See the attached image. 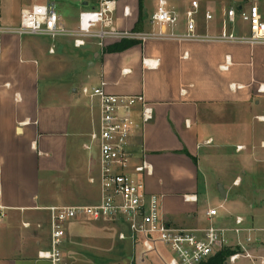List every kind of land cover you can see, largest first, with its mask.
<instances>
[{
    "label": "crops",
    "instance_id": "crops-1",
    "mask_svg": "<svg viewBox=\"0 0 264 264\" xmlns=\"http://www.w3.org/2000/svg\"><path fill=\"white\" fill-rule=\"evenodd\" d=\"M248 1L206 0L214 12L212 22L217 23L210 32L230 30L226 9L233 5L240 9ZM48 2H55L61 23L75 29L80 12L91 0H0V25L16 26L23 9ZM259 3L264 11V1ZM125 6L131 9L129 17L123 14ZM155 7L156 0H144L142 12L139 0H118V24L137 30L143 13L141 30H150ZM43 40L0 35V210L4 213L0 264H51L38 258L50 245L47 208L99 201L98 186L89 181L98 152L86 148L98 111L88 98L80 105L77 96L83 86L104 79L111 94L146 96L154 118L137 130L131 149L136 162L146 159L152 165V174L144 177L147 190L162 197L167 219L177 226L199 225L204 215L199 209V188L207 180L200 160L209 161V153L201 155L202 148L208 152L210 146L236 144L241 146L236 153L247 155L251 149L264 158V44L149 40L135 41L124 51H106L118 42H109L103 49L89 42L84 47H90L92 59L87 61L81 87L73 78L62 81L48 76L42 89ZM52 47L56 50L55 44L47 46L51 55L55 54L50 52ZM250 110L252 118L258 119L255 132L243 116ZM249 135L259 136L253 146ZM222 137L231 141L216 143ZM242 172L246 174L245 169ZM238 178L242 180L240 176L234 180ZM44 186L48 193L41 195ZM225 190L227 198L220 204L226 207L229 189ZM192 195L197 201L185 199ZM76 224L71 221L66 226L64 264H162L141 256L140 249L120 239L103 245L94 241L91 246L98 253L85 251L80 256L75 249L78 240L68 235L91 229Z\"/></svg>",
    "mask_w": 264,
    "mask_h": 264
},
{
    "label": "built area",
    "instance_id": "built-area-1",
    "mask_svg": "<svg viewBox=\"0 0 264 264\" xmlns=\"http://www.w3.org/2000/svg\"><path fill=\"white\" fill-rule=\"evenodd\" d=\"M182 2L180 6L170 0H156L150 30L120 27L118 0L89 2L80 12L75 29L61 23L55 2L34 4L22 10L18 25H0V35H42L52 40L66 36L73 39L77 48L95 42L102 49L109 42L122 40L264 44V11L259 0L248 1L240 9L229 6L226 17L231 29L217 33L207 30L215 16L206 0ZM123 14L131 15L129 6L124 7ZM240 23L245 31L239 28ZM54 51L52 47L50 52ZM106 87L107 82L102 79L97 85L80 89L90 100L92 109L98 111V121L86 148H96L98 152L89 181L98 186L99 201L48 207L50 245L38 253V258L51 264H64L68 222L91 219L119 223L121 241H129L135 249H140L141 256L162 264H204L223 251H230L225 264H236L241 259L264 264V226H255L242 215L228 213L224 204L207 210V225L177 226L167 219L162 197L147 190L144 177L152 174V165L146 159L136 162L131 149L132 137L153 120L154 109L143 94L115 95ZM240 183L238 178L233 185ZM185 199L197 201V196H185ZM3 216L0 210V221Z\"/></svg>",
    "mask_w": 264,
    "mask_h": 264
},
{
    "label": "rangeland",
    "instance_id": "rangeland-1",
    "mask_svg": "<svg viewBox=\"0 0 264 264\" xmlns=\"http://www.w3.org/2000/svg\"><path fill=\"white\" fill-rule=\"evenodd\" d=\"M93 1V0H91ZM34 3H39V1H34ZM217 24L215 21L212 22L210 28L208 26L207 30L212 31ZM242 23H240V29L245 31ZM27 38L38 39L42 38L43 45L46 46V53L42 55V81L40 87L43 89L47 86L48 76L52 79L57 77V79H75L74 83L79 88L80 79L87 69V61L92 59L90 47L74 48L73 39H67L69 37L59 36L55 40H52L48 36L42 35H25ZM70 40V41H68ZM50 44H55L56 50L55 54L51 55L48 53L47 46ZM89 53V54H88ZM87 54V55H86ZM46 66V67H45ZM49 66L50 71L47 69ZM83 79V77H82ZM80 105H84L86 97L79 93L77 96ZM243 112V111H242ZM252 110L248 112H243V116L246 120V124L251 129L256 127V121L258 119L252 118ZM138 118V116H137ZM243 121L245 122V120ZM264 130V128H262ZM259 136L249 135V145H255ZM233 143L237 142V136L233 135ZM229 138L222 137L216 143H227L231 141ZM221 145V144H220ZM207 148H202L199 153L206 156L209 153V158L205 161L200 157V168L203 175L206 177L207 184L202 181L200 183L199 193L200 202L199 209L204 215L201 217L202 221H199V225H207L208 221L205 216V210L214 208L218 206L223 200L221 194L218 190V181L225 185L226 189H229V198L225 200L226 210L228 213L242 215L247 219V221L255 226H264V158H262L256 151L251 149L247 151V155L244 151L237 152L238 146L234 144V147L223 146H210L208 152ZM240 153V154H239ZM264 156V155H263ZM245 169L246 174L242 172ZM240 176L242 178L239 186H234L233 181L236 177ZM203 178V177H202ZM209 186V187H207ZM96 188V187H95ZM48 191L42 187V193L47 194ZM43 198V196H42ZM214 206V207H212ZM221 210V212H227ZM77 224L89 228V231H74L68 235L69 239L78 240V246L75 248L79 251V255L82 253L92 252L97 254V247L91 246L95 241L98 244H110L112 242H117L119 240L118 234L122 230V226L119 223L104 222V221H94L91 219L86 220H75ZM221 222V220H220ZM76 224V225H77ZM197 224L185 226L194 227L199 226ZM72 229V227L70 228ZM69 229V231H70ZM96 243V244H97ZM236 264H252L247 259H241Z\"/></svg>",
    "mask_w": 264,
    "mask_h": 264
},
{
    "label": "trees",
    "instance_id": "trees-1",
    "mask_svg": "<svg viewBox=\"0 0 264 264\" xmlns=\"http://www.w3.org/2000/svg\"><path fill=\"white\" fill-rule=\"evenodd\" d=\"M143 1L144 0H139L142 12H143ZM143 26H144V17L142 13V15H140L139 21L137 22L136 29L141 30L143 29ZM134 43L135 40H122L121 42L108 46L106 51H124L130 48ZM229 254L230 251H223L217 256L211 258L209 261L205 262L204 264H225L226 258Z\"/></svg>",
    "mask_w": 264,
    "mask_h": 264
},
{
    "label": "water",
    "instance_id": "water-1",
    "mask_svg": "<svg viewBox=\"0 0 264 264\" xmlns=\"http://www.w3.org/2000/svg\"><path fill=\"white\" fill-rule=\"evenodd\" d=\"M218 190H219V193L221 194V197L223 199H226L227 198V192H226L224 185L222 183H218Z\"/></svg>",
    "mask_w": 264,
    "mask_h": 264
}]
</instances>
